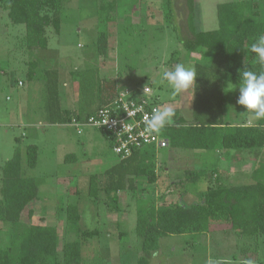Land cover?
Instances as JSON below:
<instances>
[{
	"label": "rangeland",
	"instance_id": "rangeland-1",
	"mask_svg": "<svg viewBox=\"0 0 264 264\" xmlns=\"http://www.w3.org/2000/svg\"><path fill=\"white\" fill-rule=\"evenodd\" d=\"M230 1L235 0H194L195 30L217 28L216 5ZM254 2L259 11L256 19H264V0ZM63 4L59 31L54 33L48 27L47 47L31 51L21 45L22 26L10 24L0 8V177L2 164L19 146L21 174L35 179L39 191L26 210L32 209V222L56 227L57 250L61 251L66 239L81 240L82 230L98 229V235L82 240L84 264H135L141 247L135 232L138 204L146 200L156 205L180 201V191L189 193L182 200L190 203L196 200L195 192L214 185L217 177L230 184L248 183L253 168L260 166L264 177V148L217 154L214 150L200 152L169 146L155 149V182L139 177L136 193H119L118 210L110 207V198L100 189L96 199L89 196V177L95 175L97 186H101L104 171L118 157L100 130L85 128L77 134L73 126L49 123L44 71H58L59 98L69 116L85 117L95 111L109 81L116 78L121 89L150 86L161 108L177 109L179 115L191 121L192 90L174 95L161 78L165 70L174 69L178 63L193 68L194 63L206 59L182 48L186 0H63ZM100 34L106 45L103 53L98 52L96 44ZM173 51H178V59L169 63ZM32 59L37 60V66L33 78L28 79V61ZM19 80L24 85H17ZM233 95L235 99L229 105L231 121H253L237 103L239 92ZM28 144L37 146V164L33 168L26 164ZM66 154H73L74 160L65 161ZM217 155L225 157L226 162L217 160ZM203 168L207 169L209 182L184 181L187 169ZM180 179L182 183H178ZM75 202L80 214L79 233L76 227L68 230L66 226V206ZM0 227V241L4 242L11 228L2 222ZM150 261L264 264V237L236 235L227 223H213L206 232L160 238Z\"/></svg>",
	"mask_w": 264,
	"mask_h": 264
},
{
	"label": "trees",
	"instance_id": "trees-1",
	"mask_svg": "<svg viewBox=\"0 0 264 264\" xmlns=\"http://www.w3.org/2000/svg\"><path fill=\"white\" fill-rule=\"evenodd\" d=\"M254 1L217 4L218 27L196 31L194 0H186V33L182 35L181 45L185 51L199 53L206 61L193 65L197 77L191 121L173 109L171 123L161 131L170 148L200 152L264 148V119L234 123L229 118V105L235 99L233 94L239 92L240 73L244 70L257 74L264 72V64L259 63L257 55L250 50L251 45L264 36V19H256L259 11ZM0 8L6 12L10 24L22 26L21 45L31 51L47 47L48 27L54 33L59 31L64 4L63 0H0ZM96 44L98 52L103 53L106 45L102 34L97 37ZM178 55V51H173L168 62L177 61ZM36 66L37 60L28 61V79L35 75ZM44 74L48 121L68 125L72 117L67 118L70 114L61 105L58 71L46 69ZM109 82L99 106L111 100L120 89L116 78ZM229 83L233 89L227 88ZM56 114L59 117L56 118ZM87 116L76 114L73 117L84 120ZM155 152L154 147H143L125 159L117 156V161L104 171L105 181L101 186H97L95 175L89 177L88 195L96 199L100 189L110 198V207L118 210L119 193H136L139 177L155 182L158 170ZM25 155L27 166L35 167L37 146L26 145ZM74 158L73 154H66L64 160ZM260 168H253L252 180L248 183L230 184L217 177L214 185H206L195 192L196 200L190 203L182 200L184 191L179 193L180 201L167 204L140 201L136 206L135 232L141 239V247L135 264H151L150 258L157 251L160 238L170 234L206 232L213 223H227L236 235H248L254 239L264 237V177ZM184 176L185 182L209 180L204 168L187 169ZM182 181L180 179L178 183ZM0 193V222L11 228L9 239L0 241V264H84L82 240L98 235V229H84L79 233L78 204H67L66 226L68 230L76 227L82 239H66L61 251L57 250L59 234L56 227L32 222L33 211L26 210L38 198L39 191L35 179L21 174L19 146H15L13 155L1 166Z\"/></svg>",
	"mask_w": 264,
	"mask_h": 264
},
{
	"label": "built area",
	"instance_id": "built-area-1",
	"mask_svg": "<svg viewBox=\"0 0 264 264\" xmlns=\"http://www.w3.org/2000/svg\"><path fill=\"white\" fill-rule=\"evenodd\" d=\"M22 84L20 80L17 82L19 86ZM156 108L161 106L150 86L120 88L111 100L84 120L72 117L67 124L73 126L77 134L85 128L103 131L113 153L125 159L143 147L160 149L168 146V140L161 132L148 135L145 131L144 116Z\"/></svg>",
	"mask_w": 264,
	"mask_h": 264
},
{
	"label": "clouds",
	"instance_id": "clouds-1",
	"mask_svg": "<svg viewBox=\"0 0 264 264\" xmlns=\"http://www.w3.org/2000/svg\"><path fill=\"white\" fill-rule=\"evenodd\" d=\"M250 50L257 55L259 63L264 64V36L253 43ZM196 77L197 73L194 68L178 63L174 69L165 70L161 79L162 82H167L174 95L189 89L193 94ZM233 87L231 83L227 85L228 89H233ZM238 89V105L242 106L254 120L264 119V72L257 74L250 70L242 71ZM173 116L174 110L170 107L156 108L150 114H145L146 133L148 135L159 134L167 124L171 123Z\"/></svg>",
	"mask_w": 264,
	"mask_h": 264
},
{
	"label": "crops",
	"instance_id": "crops-1",
	"mask_svg": "<svg viewBox=\"0 0 264 264\" xmlns=\"http://www.w3.org/2000/svg\"><path fill=\"white\" fill-rule=\"evenodd\" d=\"M23 85H24V84H23ZM61 105H62V103H61ZM62 106H63V105H62ZM57 117H59L58 114H56V118H57ZM69 117H73V116H67V118H69ZM92 130H93V129H92ZM94 130H95V129H94ZM217 152H218V151H215L216 154H217ZM170 158H171V156H170ZM217 158H218L217 160H219V161H221L220 159H224L225 162H226L225 157H223L222 155H221V157H220L219 155H217ZM157 163H158V162H157ZM164 169H166L167 171H169V170L167 169V167H165ZM166 170H165V171H166ZM137 185L139 186L138 181H137ZM179 193H180V192H179ZM194 194H195V193H194ZM185 195H189V193H188L187 191L184 192L183 195H182V198L185 197Z\"/></svg>",
	"mask_w": 264,
	"mask_h": 264
}]
</instances>
